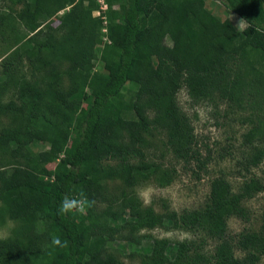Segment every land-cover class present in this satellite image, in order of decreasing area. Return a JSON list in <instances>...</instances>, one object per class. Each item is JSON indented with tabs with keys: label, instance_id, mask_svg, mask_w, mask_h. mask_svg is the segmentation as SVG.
Returning <instances> with one entry per match:
<instances>
[{
	"label": "trees",
	"instance_id": "obj_1",
	"mask_svg": "<svg viewBox=\"0 0 264 264\" xmlns=\"http://www.w3.org/2000/svg\"><path fill=\"white\" fill-rule=\"evenodd\" d=\"M7 1L0 9V116L8 119L0 128V227L14 226L0 239V264H122L110 250L121 245L140 264H257L264 208L258 232L233 238L227 221L246 220L242 203L264 191L260 180L234 192L217 176L204 205L180 214L143 206L135 187L173 180L151 156L157 137L174 160L194 164L197 176L206 171L209 158L177 104L183 87L193 102L264 105V0L222 1L248 23L243 31L212 14L205 0H103L99 17L97 0ZM247 121L242 144L252 153L240 164L246 171L264 159V116ZM38 143L47 149L34 153L30 146ZM70 187L95 202L86 215H57ZM156 227L205 239L136 237ZM52 234L69 246L52 250Z\"/></svg>",
	"mask_w": 264,
	"mask_h": 264
},
{
	"label": "rangeland",
	"instance_id": "obj_2",
	"mask_svg": "<svg viewBox=\"0 0 264 264\" xmlns=\"http://www.w3.org/2000/svg\"><path fill=\"white\" fill-rule=\"evenodd\" d=\"M223 0H205L207 9L221 19H230L238 29L241 19L229 12L222 3ZM105 3V2H104ZM5 5H10L6 0L0 2V9ZM100 4H98V8ZM20 5L15 9H19ZM117 8V7H115ZM96 12V11H95ZM240 30V29H238ZM103 33V31H102ZM105 35V34H103ZM102 42L107 39L101 37ZM169 44V41L166 40ZM5 46L0 42V62L5 57ZM100 49L97 50L99 55ZM102 69L101 62L94 61V70ZM129 91H134L132 84H127ZM128 95V94H127ZM177 104L180 110L190 119L198 147L202 158H209L206 171L200 172L197 176L193 170H197L195 165L185 166L183 163L174 160L171 155L163 149L159 142L160 137L153 139L155 149L151 153L153 160L166 170L173 173L172 182L165 186H158L153 180L139 184L135 187V194L143 206L152 205L156 213L176 212L201 208L208 199L209 185L212 179L223 175L230 183L234 192H237L242 183L251 178L260 180L264 184V159L262 162L248 171L243 170L240 165L243 160L252 153V148L242 144V135L251 127L252 121L257 116H264V105L257 103L245 109H234L223 102L199 101L193 102L187 95L185 87L177 93ZM3 102L8 101V95L2 98ZM85 106V105H84ZM8 122L6 117L0 116V128ZM45 144H33L30 149L38 153L47 149ZM55 164L48 165L49 169H54ZM243 207L246 211V220L232 217L227 221L228 232L231 237L244 231L258 232L262 225V211L264 208V191L256 194L253 198L244 200ZM13 223L7 221L0 227V239L7 238L13 228ZM124 233V232H123ZM136 237L142 242L150 243L152 240H168L171 244L182 241H202L205 238L197 233L173 230L156 227L151 230H141L136 233ZM214 242L207 240L206 251H212ZM120 259L122 264H140L138 258L128 257L133 253L132 248L117 246L110 249ZM234 255L242 258L244 252L234 249ZM257 264H264V256Z\"/></svg>",
	"mask_w": 264,
	"mask_h": 264
},
{
	"label": "clouds",
	"instance_id": "obj_3",
	"mask_svg": "<svg viewBox=\"0 0 264 264\" xmlns=\"http://www.w3.org/2000/svg\"><path fill=\"white\" fill-rule=\"evenodd\" d=\"M248 27V23L241 20L238 24V29L241 31ZM95 202L90 200L82 190H76L72 187L64 194L62 200L57 207V215L61 217H73L86 215L88 210L94 206ZM49 246L52 250L57 248L63 249L69 246V242L66 239H62L61 236L52 234L50 236ZM51 255V252L49 253Z\"/></svg>",
	"mask_w": 264,
	"mask_h": 264
},
{
	"label": "built area",
	"instance_id": "obj_4",
	"mask_svg": "<svg viewBox=\"0 0 264 264\" xmlns=\"http://www.w3.org/2000/svg\"><path fill=\"white\" fill-rule=\"evenodd\" d=\"M97 3L100 4V7L98 8V10L96 12H94V16L99 17V16H101L102 12L106 11L107 6H106V4L104 3L103 0H97ZM102 31H103V33L106 32L105 29H103Z\"/></svg>",
	"mask_w": 264,
	"mask_h": 264
}]
</instances>
